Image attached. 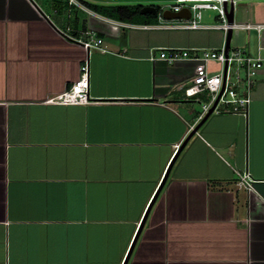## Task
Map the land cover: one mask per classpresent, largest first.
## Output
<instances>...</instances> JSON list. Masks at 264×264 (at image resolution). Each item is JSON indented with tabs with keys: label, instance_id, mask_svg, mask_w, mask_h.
Here are the masks:
<instances>
[{
	"label": "crops",
	"instance_id": "obj_1",
	"mask_svg": "<svg viewBox=\"0 0 264 264\" xmlns=\"http://www.w3.org/2000/svg\"><path fill=\"white\" fill-rule=\"evenodd\" d=\"M234 20L264 24V0ZM179 21L0 0V264H264V68L247 119L210 115L180 148L200 113L183 94L193 65L151 61L152 51L218 49L223 34L164 27ZM90 31L107 51L89 55L91 103L49 104L85 57L62 33ZM237 32L231 47L264 43V31Z\"/></svg>",
	"mask_w": 264,
	"mask_h": 264
},
{
	"label": "built area",
	"instance_id": "obj_2",
	"mask_svg": "<svg viewBox=\"0 0 264 264\" xmlns=\"http://www.w3.org/2000/svg\"><path fill=\"white\" fill-rule=\"evenodd\" d=\"M74 2V0H70ZM148 0V4L159 7L157 18L159 22L165 20L162 17L164 11L179 13L184 9L190 12L188 19H182L178 24L165 25V28L188 31H220L223 34V43L218 49L206 48H157L152 51L151 61H162L167 64L191 63L193 76L183 90L184 97L193 100L200 106V113L194 125L190 126L188 133L212 110L211 115H231L247 119L251 103L252 90L260 71L264 68V43H259L254 54L245 49L231 47L226 49V38L229 31H253L259 38L264 31V24L258 23H229L223 4L227 8L232 5L235 9L240 0ZM112 3V2H99ZM156 4H158L156 6ZM214 11L217 13L216 25L202 24V11ZM126 27H134L128 26ZM145 26L144 28H147ZM61 33V31H60ZM86 40H76L62 33V37L68 42L77 43L85 52V57L79 67L77 81L63 93L49 99V104L57 105H87L91 103L89 97V55L91 50L103 53L107 51L102 47L103 41L94 31L86 32ZM231 41V40H230ZM157 53V57L155 56ZM216 63L219 72L209 74L207 65ZM237 186L244 190L252 189V179L246 171H234Z\"/></svg>",
	"mask_w": 264,
	"mask_h": 264
},
{
	"label": "trees",
	"instance_id": "obj_3",
	"mask_svg": "<svg viewBox=\"0 0 264 264\" xmlns=\"http://www.w3.org/2000/svg\"><path fill=\"white\" fill-rule=\"evenodd\" d=\"M87 9L110 20L138 24V25H153L157 23V16L142 15L140 13L143 6L138 4H113L87 2L79 0ZM157 10L159 7H155Z\"/></svg>",
	"mask_w": 264,
	"mask_h": 264
},
{
	"label": "water",
	"instance_id": "obj_4",
	"mask_svg": "<svg viewBox=\"0 0 264 264\" xmlns=\"http://www.w3.org/2000/svg\"><path fill=\"white\" fill-rule=\"evenodd\" d=\"M99 1H115V0H99ZM223 9L226 12V17L229 23H232V21L234 20V8L232 7V5L229 6V9L227 8L226 3L223 4ZM140 13L142 15H154L157 16L158 15V11L154 6H148V7H143L140 11ZM162 17L165 20L168 21H174V20H182V19H188L190 17V12L187 9H184L183 11L179 12V13H173L169 10L164 11L162 13ZM232 38V32L229 31L227 34V38H226V49H228L229 45H230V40ZM212 110L209 111V113L194 127V129L189 133V135L186 137V139L183 141L182 145L180 148H183L184 145L186 144V142L192 137L194 136L198 129L200 128V126L208 119V117L211 115ZM142 224V223H141Z\"/></svg>",
	"mask_w": 264,
	"mask_h": 264
},
{
	"label": "rangeland",
	"instance_id": "obj_5",
	"mask_svg": "<svg viewBox=\"0 0 264 264\" xmlns=\"http://www.w3.org/2000/svg\"><path fill=\"white\" fill-rule=\"evenodd\" d=\"M252 0H240L239 2H238V4H237V9L238 8H241L242 9V7H244V6H246V5H248L250 2H251ZM97 2V1H96ZM157 2L158 3H160V2H162V1H160V0H157ZM113 4H135V2L134 1H118V2H112ZM143 3H145V2H143ZM145 5H147V4H145ZM158 4H156V6H157ZM217 13L216 12H214V11H202V24H204V25H216V24H218L219 23V21L217 20ZM205 33L204 32H198L196 35L197 36H199V37H201V36H203ZM217 34H219V35H221L222 36V34H221V32L219 33H217ZM239 33L237 32V31H234L233 32V42H232V45H235V44H237L238 43V41H239ZM235 41H236V43H235ZM238 45V44H237ZM217 71H216V73L217 72H219V67L216 69Z\"/></svg>",
	"mask_w": 264,
	"mask_h": 264
},
{
	"label": "flooded vegetation",
	"instance_id": "obj_6",
	"mask_svg": "<svg viewBox=\"0 0 264 264\" xmlns=\"http://www.w3.org/2000/svg\"><path fill=\"white\" fill-rule=\"evenodd\" d=\"M82 1H87V2H108V1H99V0H82ZM118 1H134L135 4L141 5L143 7H148V6H153L154 4H148V0H115V1H109V2H118ZM145 2V3H143ZM147 4V5H145Z\"/></svg>",
	"mask_w": 264,
	"mask_h": 264
}]
</instances>
